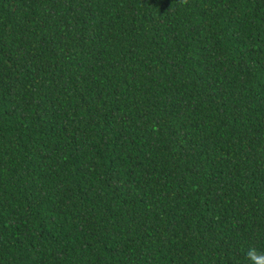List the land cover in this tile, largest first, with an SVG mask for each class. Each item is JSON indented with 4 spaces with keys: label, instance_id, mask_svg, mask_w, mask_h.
Instances as JSON below:
<instances>
[{
    "label": "trees",
    "instance_id": "trees-1",
    "mask_svg": "<svg viewBox=\"0 0 264 264\" xmlns=\"http://www.w3.org/2000/svg\"><path fill=\"white\" fill-rule=\"evenodd\" d=\"M264 0H0V264H255Z\"/></svg>",
    "mask_w": 264,
    "mask_h": 264
},
{
    "label": "clouds",
    "instance_id": "clouds-1",
    "mask_svg": "<svg viewBox=\"0 0 264 264\" xmlns=\"http://www.w3.org/2000/svg\"><path fill=\"white\" fill-rule=\"evenodd\" d=\"M247 255L255 264H264V254H257L255 249H249Z\"/></svg>",
    "mask_w": 264,
    "mask_h": 264
}]
</instances>
